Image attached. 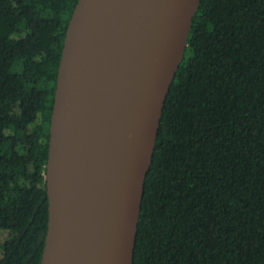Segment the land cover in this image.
Listing matches in <instances>:
<instances>
[{"label":"trees","instance_id":"1","mask_svg":"<svg viewBox=\"0 0 264 264\" xmlns=\"http://www.w3.org/2000/svg\"><path fill=\"white\" fill-rule=\"evenodd\" d=\"M79 0H0V264H41L58 69ZM134 264H264V0H201Z\"/></svg>","mask_w":264,"mask_h":264},{"label":"water","instance_id":"2","mask_svg":"<svg viewBox=\"0 0 264 264\" xmlns=\"http://www.w3.org/2000/svg\"><path fill=\"white\" fill-rule=\"evenodd\" d=\"M201 0H79L50 124L41 264H134L164 108Z\"/></svg>","mask_w":264,"mask_h":264},{"label":"rangeland","instance_id":"3","mask_svg":"<svg viewBox=\"0 0 264 264\" xmlns=\"http://www.w3.org/2000/svg\"><path fill=\"white\" fill-rule=\"evenodd\" d=\"M1 258H2V253H1V246H0V260H1Z\"/></svg>","mask_w":264,"mask_h":264}]
</instances>
